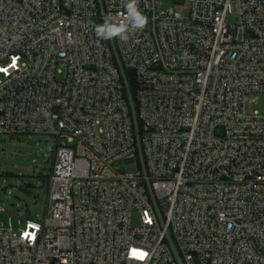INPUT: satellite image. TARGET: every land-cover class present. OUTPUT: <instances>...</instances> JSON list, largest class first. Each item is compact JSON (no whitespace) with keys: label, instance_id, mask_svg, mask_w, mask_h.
I'll return each mask as SVG.
<instances>
[{"label":"built area","instance_id":"1","mask_svg":"<svg viewBox=\"0 0 264 264\" xmlns=\"http://www.w3.org/2000/svg\"><path fill=\"white\" fill-rule=\"evenodd\" d=\"M172 1L0 0V134L56 139L0 264H264V0Z\"/></svg>","mask_w":264,"mask_h":264},{"label":"rangeland","instance_id":"2","mask_svg":"<svg viewBox=\"0 0 264 264\" xmlns=\"http://www.w3.org/2000/svg\"><path fill=\"white\" fill-rule=\"evenodd\" d=\"M162 1L173 5L172 0ZM55 150L56 139L48 134H0V224L7 225L20 210H27L23 220L44 219ZM137 168L135 163L123 165L125 171ZM139 222L135 213L133 223Z\"/></svg>","mask_w":264,"mask_h":264},{"label":"clouds","instance_id":"3","mask_svg":"<svg viewBox=\"0 0 264 264\" xmlns=\"http://www.w3.org/2000/svg\"><path fill=\"white\" fill-rule=\"evenodd\" d=\"M123 6L126 9V16L124 19L108 16L104 23L96 26V36L110 40L119 38L122 42H127L130 38V33L143 31L148 24V17L144 15L138 8V0H122Z\"/></svg>","mask_w":264,"mask_h":264},{"label":"snow or ice","instance_id":"4","mask_svg":"<svg viewBox=\"0 0 264 264\" xmlns=\"http://www.w3.org/2000/svg\"><path fill=\"white\" fill-rule=\"evenodd\" d=\"M140 258H143V254H140Z\"/></svg>","mask_w":264,"mask_h":264}]
</instances>
